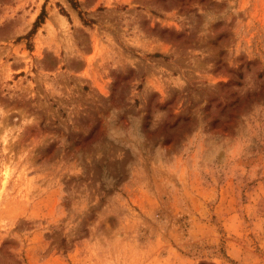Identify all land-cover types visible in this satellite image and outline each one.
<instances>
[{
    "label": "rangeland",
    "instance_id": "1",
    "mask_svg": "<svg viewBox=\"0 0 264 264\" xmlns=\"http://www.w3.org/2000/svg\"><path fill=\"white\" fill-rule=\"evenodd\" d=\"M0 264H264V0H0Z\"/></svg>",
    "mask_w": 264,
    "mask_h": 264
},
{
    "label": "trees",
    "instance_id": "2",
    "mask_svg": "<svg viewBox=\"0 0 264 264\" xmlns=\"http://www.w3.org/2000/svg\"><path fill=\"white\" fill-rule=\"evenodd\" d=\"M43 14H44V13H43ZM43 14H42V15H43ZM37 23H38V22H36V24H35L34 30L31 31L30 36L35 32L36 28L38 27V24H37Z\"/></svg>",
    "mask_w": 264,
    "mask_h": 264
}]
</instances>
